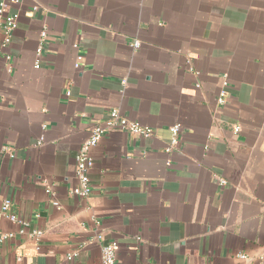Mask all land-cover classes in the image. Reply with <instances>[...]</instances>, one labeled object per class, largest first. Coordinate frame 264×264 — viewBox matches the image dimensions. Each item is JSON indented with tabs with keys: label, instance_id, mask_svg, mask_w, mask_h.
Returning a JSON list of instances; mask_svg holds the SVG:
<instances>
[{
	"label": "crops",
	"instance_id": "crops-1",
	"mask_svg": "<svg viewBox=\"0 0 264 264\" xmlns=\"http://www.w3.org/2000/svg\"><path fill=\"white\" fill-rule=\"evenodd\" d=\"M2 1L19 17L0 60V205L43 239L5 242L0 264H101L97 233L115 264H264V0ZM111 110L153 135L107 133L74 197L76 153Z\"/></svg>",
	"mask_w": 264,
	"mask_h": 264
},
{
	"label": "built area",
	"instance_id": "built-area-1",
	"mask_svg": "<svg viewBox=\"0 0 264 264\" xmlns=\"http://www.w3.org/2000/svg\"><path fill=\"white\" fill-rule=\"evenodd\" d=\"M12 4L20 3L19 0H11ZM7 5L5 2H0V60H5L8 62L11 60V57L7 54V49L10 45L12 34L16 28L17 20L19 17L18 12L7 13ZM32 10H37V5L33 3ZM41 37H45V33H41ZM139 43L135 41L133 43L134 48H138ZM82 60L81 56L76 57L75 68L77 69L80 66ZM37 67V65H36ZM227 82L223 83V88L219 93L217 102L223 104L227 95L226 92ZM114 130L122 131L126 134L132 136H138L141 138H151L153 131L144 125H141L138 122L131 121L126 117L119 114L117 110H111L108 113V117L103 124L96 125L91 127L87 139L80 145L74 162V178L76 180V185L69 190V194L85 199L91 194V186L89 180V173L94 167L93 157L91 155V150L95 148L105 137L107 133H110ZM238 127L234 129L235 132H238ZM171 137L169 140V145L166 149V152L169 153L177 145L178 138L181 132V126L175 124L169 128ZM221 185H224V181H220ZM46 194L52 199V206L59 208L58 202L54 199V194L52 191L47 188L45 190ZM11 203L9 200H4L0 205V222L2 220H7L11 225L15 227L14 231H9L5 233H0V246L7 241L13 240L15 237H27L34 242L35 249L40 251L41 241L43 239V231L39 229H28V222L22 220L21 218L13 215L10 212ZM90 242H95L100 246L101 253V264H115L116 262V243H103V237L100 233L95 234ZM87 243H82L74 251L67 254L66 259L68 261L74 260L79 251L84 248ZM239 258L244 259V255H238Z\"/></svg>",
	"mask_w": 264,
	"mask_h": 264
}]
</instances>
